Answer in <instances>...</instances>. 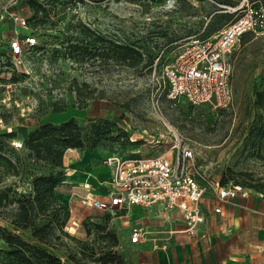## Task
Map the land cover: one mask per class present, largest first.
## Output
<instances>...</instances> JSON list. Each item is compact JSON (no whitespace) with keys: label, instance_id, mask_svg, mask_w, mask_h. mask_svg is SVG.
Segmentation results:
<instances>
[{"label":"rangeland","instance_id":"1","mask_svg":"<svg viewBox=\"0 0 264 264\" xmlns=\"http://www.w3.org/2000/svg\"><path fill=\"white\" fill-rule=\"evenodd\" d=\"M8 1L0 0V9ZM242 1L20 2L12 9L26 17L27 27H20L2 11L0 36L8 38L19 30L21 36L30 34L36 39L26 50L23 62L11 61V66L0 69V134L16 131L12 137L0 136L3 154L11 157L13 146L32 161L22 141L41 122H61L72 116L80 121L103 117L116 121L129 142H107L96 148L100 156L92 164L97 165L98 176L109 171L104 163L108 155L155 154L165 145L154 144L156 140L175 139L176 134L183 145L195 149L199 165L211 181L239 182L264 194V32L245 33L231 49L233 98L227 107L194 105L184 98L172 100L166 95L161 77L183 43L196 36L215 34L239 14L230 7ZM250 1L264 5V0ZM115 43L140 50L142 60L133 64L114 59ZM79 95L93 98L88 105H79ZM57 108L61 111H55ZM64 165L65 179L58 189L72 193L76 191L74 185L81 181L76 176L70 179L76 182L67 181L65 156ZM68 166L73 169L75 164ZM35 171L48 172L45 162ZM4 188H8V196L0 207V225L35 242L30 227L15 228L11 223L18 210L17 201H11L12 191L17 195L29 191L30 177L1 174L0 189ZM254 197L264 206V195ZM68 204L71 216L67 226L55 224L46 244L63 264H104L95 258L109 252L121 257L125 264H132L129 254L134 248L127 242L132 222H123L125 218L120 217L125 210L91 207L79 196L70 197ZM166 213L129 211L130 217L145 222L150 230L144 249L153 245V237H161L157 244L167 243L176 217L169 218ZM102 227L103 233L108 231L106 237L101 236ZM196 229L187 235L178 233L181 235L177 239L183 242L189 234H196ZM219 240L226 263L264 264V227L257 228L255 238L249 240L251 244L233 230H225ZM142 253L140 250L138 255ZM5 262L0 256V264Z\"/></svg>","mask_w":264,"mask_h":264},{"label":"built area","instance_id":"2","mask_svg":"<svg viewBox=\"0 0 264 264\" xmlns=\"http://www.w3.org/2000/svg\"><path fill=\"white\" fill-rule=\"evenodd\" d=\"M32 1L46 3L53 0H9L1 6L0 13L6 12L17 25L27 27L26 17L12 8L20 2ZM230 8L238 10L239 14L215 34L196 36L183 43L180 51L164 67L161 77L168 98H184L194 105L205 103L215 108L227 107L231 103V49L245 33L264 32V7L243 0L240 5ZM34 43L33 35L21 36L19 30L8 38L0 36V69L11 66V61L14 64L23 62L26 50ZM156 143L165 145L155 154L123 155L115 152L108 155L104 163L110 167L109 178L101 182L98 189L89 182L83 183L75 194L84 204L102 210L128 211L134 205L177 210L189 232L205 220L202 200L208 191L222 203H232L238 196L264 195L240 183L211 181L201 169L195 149L183 145L176 134L175 139H158ZM214 211L221 212V207H215ZM147 232L144 224H134L129 239L132 243H139Z\"/></svg>","mask_w":264,"mask_h":264},{"label":"trees","instance_id":"3","mask_svg":"<svg viewBox=\"0 0 264 264\" xmlns=\"http://www.w3.org/2000/svg\"><path fill=\"white\" fill-rule=\"evenodd\" d=\"M54 1L56 0L51 2ZM30 3L42 4L37 1ZM256 4L263 5L260 2ZM112 48V57L116 60L127 63L131 61L133 64L142 60V52L131 45L115 43ZM91 98L93 95L84 97L79 95V105H88ZM55 111L61 110L57 108ZM15 133L16 131L12 129L1 133L0 136L12 137ZM128 139L127 133L117 126L116 121L109 118H89L80 121L72 116L61 122H41L28 132L22 141V147L29 149L28 155L32 156V161H27L26 156H21L19 150L13 146L11 157H7L3 154V141L0 140V177L5 173L30 177L29 191L19 195L15 190L12 191L14 195L11 196V201H17L18 210L11 223L15 228L30 227L32 240L35 241L26 240L18 233L0 225V256L5 258V264H63L60 256L53 253L46 244L53 233L54 225L58 224L61 228L67 226L71 216L70 206L56 195L60 182L65 179L63 169L66 150L76 148L81 151H93L107 142L124 144L129 142ZM41 162H45L48 172L36 173L35 170ZM7 191L8 188L0 189V207L8 196ZM100 231L102 237L107 236L108 231L103 233L104 227ZM95 259L104 264L116 260L119 264H125L121 257L116 258V254L112 252Z\"/></svg>","mask_w":264,"mask_h":264},{"label":"crops","instance_id":"4","mask_svg":"<svg viewBox=\"0 0 264 264\" xmlns=\"http://www.w3.org/2000/svg\"><path fill=\"white\" fill-rule=\"evenodd\" d=\"M99 156L100 154L96 149L93 151H83V154L76 148H68L66 150L65 164H67V181L70 182V179L75 176L78 178V181H81L76 183L78 185H74L76 191L81 184L87 182L98 189L101 182L109 178V171L105 176L102 175V177L96 174L97 165L92 164V162ZM76 159L79 160V164L76 163ZM69 164H75L74 168H69ZM62 186L63 185H61V187ZM76 191L70 193L60 188L57 190L56 195L62 202L68 204L70 197L78 198V196L75 195ZM209 196L212 197V200L207 199ZM254 196L255 194L249 197L238 196L232 203H222L211 191H208L202 200V210L205 215V220L198 225L196 234H189V237L183 240V242L177 239V236L181 235L178 233H185L183 235H187L186 232L188 231L186 230L185 221L182 220L183 216L179 211L158 210L156 207L144 208L138 205L130 207L129 210L126 211V214L120 215V217L125 218L123 222H132L130 228L137 223L144 224L147 227L145 222L130 217L129 211L132 209H138L141 212H167L170 214L169 218L176 217V221H173L174 225L171 228L172 233H170L167 243L162 242L163 244L161 245L157 244L161 237H153V245L144 249L143 244L150 239L148 235L150 230L148 228L146 237L139 243H132L130 239L127 240L129 246L134 248V251L129 254L132 264H228L226 263V256H224L223 251L220 249L221 240H219V238L222 237L224 231L228 230L231 232L233 230V234L239 238L247 239L248 244H251L249 240L255 238L257 228L259 227V229H262V227H264V206H262L260 202H257ZM215 207H221V212H215ZM158 222L161 223L159 219ZM154 223H156V220ZM257 224L261 226H257ZM168 243L170 246H168ZM140 250H143L144 253L138 255ZM234 257L238 258L236 255Z\"/></svg>","mask_w":264,"mask_h":264}]
</instances>
